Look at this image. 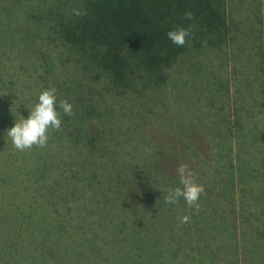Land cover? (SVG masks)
I'll list each match as a JSON object with an SVG mask.
<instances>
[{"label":"rangeland","instance_id":"374dc122","mask_svg":"<svg viewBox=\"0 0 264 264\" xmlns=\"http://www.w3.org/2000/svg\"><path fill=\"white\" fill-rule=\"evenodd\" d=\"M14 1L0 0V23L7 29L0 25V133L13 126L2 116L3 106H7L3 103L5 99L15 100L11 111L19 121L21 116L27 118L46 88L39 77L41 71L37 73L40 66L45 72L48 69L49 86L54 88L55 82L62 89L57 94L58 103L70 102L73 113L65 115L62 109H57L62 125L60 129L48 130L45 147L16 149L20 157H16V181L4 174L0 178V182L12 184H0V240L9 234L10 228L3 219L12 214L13 225L16 220L35 223L40 220L44 227L46 223L49 227L51 222L52 230L46 235L48 245L62 251L63 258L72 264H115L118 255L124 259L137 256L138 262L144 255L145 264H174L170 253L157 245L153 235L141 231L134 219L138 194L135 189L142 192L143 188L133 183L131 167L141 166L139 170L146 174L154 169L155 188L164 192L165 197L170 189L182 187L177 174L182 164L193 171L197 184L211 188L214 197L228 196L230 160L234 158L244 165V160L253 159L254 163V158H258L254 137L258 128L264 130V63H260V51L258 64L249 61L255 50L242 53L241 45L246 41L242 28L239 40L235 37V42L232 41L234 45L221 47L225 57L218 50L193 54L195 64H190V59L175 64L166 80L158 85L137 81V86L124 96L94 92L89 101L94 112L88 114L79 92L69 93L75 89L74 80L66 75V66L61 67L70 64L67 58L72 53L64 50L61 56V51L54 53L49 45L48 57H55L54 64H38L35 58L46 49L49 24L44 28L32 27L33 19L28 21L25 16L19 17L20 10L6 8ZM18 1L17 9L34 8L41 2ZM262 1L263 24L255 25L252 21L250 27L258 36L263 32L264 47ZM225 58L227 64H221ZM198 59H208L209 64H199ZM86 82L91 83L88 79ZM262 84L263 99L262 95L259 97ZM86 87L88 92L87 84ZM243 119L247 136L242 128ZM90 134L99 135L91 146L85 143ZM233 139L234 154L228 149ZM4 146L0 143V171L5 170ZM27 171L33 178L25 176ZM33 180L41 183L40 191L34 188ZM244 186L252 195L247 199L257 195L264 199V179L248 176ZM216 200L222 209V198ZM34 201H38L39 208L48 210L49 222L45 215L43 222L41 217L21 215ZM162 205L172 209L177 206L166 200ZM58 224L72 234L66 235L68 240L62 244L55 241L59 236L53 229ZM119 248L122 249L118 251ZM72 249L77 250L76 255ZM177 256V264H210L183 253Z\"/></svg>","mask_w":264,"mask_h":264},{"label":"trees","instance_id":"16d2710c","mask_svg":"<svg viewBox=\"0 0 264 264\" xmlns=\"http://www.w3.org/2000/svg\"><path fill=\"white\" fill-rule=\"evenodd\" d=\"M6 8L20 10L19 17L25 16L28 21L33 19L32 27L44 28L46 23L49 24L46 49L43 48L35 58L38 64H54L55 57H48L49 45L54 53L61 51V56L64 50L72 53L67 58L70 64L61 67L66 66V75L74 80L75 89H70L69 93L79 92L88 114L94 112L89 102L94 92L124 96L137 86V81L158 85L166 80L175 64L187 63L188 59L190 64H195L193 54L218 50L225 57L221 47L233 44L242 28L246 34L245 44L241 45L242 53L255 50L249 61L258 64L260 51V63H264L263 32L258 36L250 27L252 21L255 25L263 24L262 0H41L34 8L21 6L18 9L15 0ZM73 9H82L85 14L76 16ZM189 12L191 19L185 16ZM0 25L7 31L5 26ZM179 28L188 30L190 34L182 47L174 45L167 37L169 31ZM200 62L209 64L208 59H198ZM221 64H227L226 58L221 60ZM40 71L42 86L53 88L48 84V69L45 72L40 66L37 73ZM71 87L72 84L69 85ZM54 88L57 94L62 90L55 82ZM262 90L263 84L259 90V97L262 95L263 99ZM3 103L7 106H3L2 116L12 125L16 118L11 111L15 100L5 99ZM244 124L243 119L242 128L247 136ZM95 134L88 135L85 143L90 146L95 144L99 137ZM254 139L258 149V158H254V163L250 159L244 160V165H241L234 158L228 163L229 193L228 196L220 194L217 197L222 198V209L216 204L218 200L211 188H204L198 202L199 211L190 207L182 197L175 203V208L163 207L166 194L155 188V170L149 169L146 174L139 170L141 166L131 167L133 183L143 188L142 192L135 189L138 194L137 208L133 209L134 219L141 226V231L153 235L157 245L170 253L173 257L171 263L177 264V254L183 253L210 264H264V199L259 195L247 199L252 195L244 186V179L248 176L264 179V130L258 128ZM235 142L233 139L228 148L233 154ZM0 143L6 144L4 150L7 151L5 170L0 171V178H13L15 182L16 157L20 158L19 154L10 145L12 142L5 132L0 133ZM122 168L129 174L126 168ZM125 172L122 173L126 175ZM24 174L31 177L30 171ZM33 181L36 183L34 188L40 191L39 180ZM1 183L12 185L9 181ZM32 191L39 194L36 190ZM262 192L264 196V187ZM37 202L30 204L21 215L41 217L42 222L45 215V220L49 222L48 210L39 208ZM249 207L252 209L248 210ZM16 215H19L18 211ZM184 216L189 218L186 223L181 222ZM14 219L12 214L3 219L8 221L10 228L9 234L0 240V264H72L63 258L62 251L49 247L46 235L52 230L49 228L51 222L49 227L47 223L44 227L40 220L36 223L16 220V225H13L11 221ZM53 230L59 236L55 241L61 244L67 242L66 235H72L59 224ZM78 245L84 246L83 243ZM74 251L71 250L76 255L77 250ZM116 257L115 264H145L146 256L143 255L140 262L137 256L126 259L120 255Z\"/></svg>","mask_w":264,"mask_h":264},{"label":"clouds","instance_id":"9594fccd","mask_svg":"<svg viewBox=\"0 0 264 264\" xmlns=\"http://www.w3.org/2000/svg\"><path fill=\"white\" fill-rule=\"evenodd\" d=\"M73 14L80 16L85 14L82 9H73ZM187 19H191V13L185 14ZM188 30L179 28L167 33L168 39L176 46L182 47L189 37ZM62 109L65 115H72L73 106L67 100L57 101V92L55 88L43 90L37 103L29 110L27 118L22 117L19 121H14L13 126L6 129L5 133L11 140L12 145L17 150L23 151L31 147H45L48 142V130L60 129L62 120L57 109ZM179 184L182 187L170 189L165 200L169 204H175L181 197L185 202L196 211H199V199L204 193L203 185L197 184L194 180L193 171L187 165H180L177 168ZM188 217L181 218V222H187Z\"/></svg>","mask_w":264,"mask_h":264}]
</instances>
